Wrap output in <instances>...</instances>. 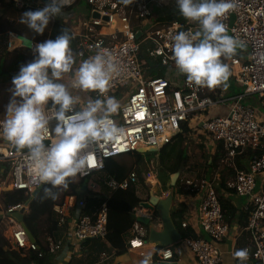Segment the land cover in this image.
<instances>
[{
	"label": "built area",
	"instance_id": "built-area-1",
	"mask_svg": "<svg viewBox=\"0 0 264 264\" xmlns=\"http://www.w3.org/2000/svg\"><path fill=\"white\" fill-rule=\"evenodd\" d=\"M11 1L18 9L44 7L42 0ZM77 1L71 0L64 8ZM84 1L90 13L75 15L73 10L63 9L59 16L77 41L75 69L80 62L101 49L111 51L118 59L121 71L112 80L106 95L115 98L120 104L113 119L124 129V134L106 147L90 145L87 151L93 154L95 163L89 167L87 174L76 178H88L95 172L104 171L108 159L132 154L139 146L159 149L171 143L180 132L181 124L188 121L191 129L198 127L209 142L220 145L224 162L233 168L234 174L227 182V187L237 196L247 199L246 224L242 231L248 233L249 246L242 248L248 252L244 261L264 264V0H234V10L221 19L227 33L243 42L242 47H245L247 56L244 60L237 56L229 58V73L245 89L244 94L231 96L221 95L220 85L214 88L194 86L187 82L184 74L170 77L165 73L162 77H151L144 70L139 58L143 42L147 43L145 51L149 58L157 60L161 66L177 69L171 51V38L180 30L195 33L197 28L189 20H173L165 25L143 29V22L151 15L149 0H134L130 7L116 0ZM93 12L98 13V17H93ZM35 43L21 34L8 31L4 46L8 51L19 47L33 52ZM73 79L74 75L69 85L71 93L82 92L90 100L92 97L97 98L96 92L72 88ZM249 95L257 96L258 107L262 110L256 112L255 106L245 101ZM216 107H219L220 112L210 115ZM46 111L51 112V107L46 108ZM5 118L0 110V120ZM0 138V164L6 161L8 165L5 181L7 189L31 194L38 187L32 182L26 152L13 151V145ZM248 148H260L262 151L251 156L247 167H236L234 158ZM146 178L150 184L155 181L149 172ZM137 180L136 172L131 170L121 179L107 174L105 184L110 190L127 189ZM182 185L190 192L203 191L193 226L205 232L209 239L182 236L179 242L185 244L198 264H221L223 253L219 243L227 235L230 226L223 217L217 191L212 182L206 179H186ZM90 187L94 188V184H90ZM23 203L0 207V227L3 223L8 226L10 235L6 238L13 248L36 250L38 246L29 240L22 223L13 216L23 207ZM84 206L85 200L76 196H66L62 203L54 205L58 226L65 227L62 237L49 239V251L54 255L82 241L106 237V204L102 202L89 214L83 211ZM138 215L150 218L151 208L140 205ZM180 226L186 228L190 224L181 221ZM146 237L145 227L135 222L132 236L128 239V248H143ZM173 245L155 248L149 264H180L175 260ZM147 254L140 252L142 258ZM109 255L101 252L99 259L92 264H101Z\"/></svg>",
	"mask_w": 264,
	"mask_h": 264
},
{
	"label": "clouds",
	"instance_id": "clouds-1",
	"mask_svg": "<svg viewBox=\"0 0 264 264\" xmlns=\"http://www.w3.org/2000/svg\"><path fill=\"white\" fill-rule=\"evenodd\" d=\"M132 0H122L127 5ZM71 0H47L38 10H27L20 23L36 34H43ZM180 14L197 22L195 33L180 30L172 36L171 51L176 68L188 83L197 87L227 86V66L222 57L234 55L242 41L227 33L221 19L235 8L234 0H176ZM72 36L62 31L55 39L35 43L34 58L22 64L12 77L11 98L6 118L0 120V137L28 157L32 182L44 187V198H56L53 189L69 187L71 178L85 175L95 163L90 145L106 147L124 134L113 119L119 102L107 92L121 67L114 54L101 49L79 63L71 87L96 92L97 98L76 110L80 98L61 80L73 70ZM100 97H103L101 99ZM51 106V112L46 111ZM55 121L53 124L52 122ZM149 252L140 264H149ZM235 257L246 260V249Z\"/></svg>",
	"mask_w": 264,
	"mask_h": 264
},
{
	"label": "trees",
	"instance_id": "trees-1",
	"mask_svg": "<svg viewBox=\"0 0 264 264\" xmlns=\"http://www.w3.org/2000/svg\"><path fill=\"white\" fill-rule=\"evenodd\" d=\"M81 0H78L80 2ZM119 3H122V0H116ZM141 1V0H138ZM43 6H45L47 0H42ZM75 3V4H77ZM134 3L132 0L131 3L127 4V7H130ZM74 4V5H75ZM73 6V5H72ZM72 6L67 8H63L64 10H72ZM62 9V10H63ZM27 10H38L35 6H28L24 7L23 9H18L11 0H0V77L4 80L12 81L13 72L19 71V68L22 64H26L30 62L34 58V54L31 50L25 48H14L12 51H8L5 46L4 42L7 37L8 31H13L18 34L25 36L28 39L38 43L43 42L47 39H55L62 31H68L71 35L70 29L67 24H65L60 16L53 18L49 26L45 29V32L41 34H36L32 32L30 29L27 28L26 25L21 24L20 18L21 15ZM72 36V35H71ZM76 45L77 41L72 37L70 42V47L73 52L74 56V64L73 70L68 73V76L71 77L74 75V69L77 65L76 59ZM142 50H145L144 45L141 46ZM142 52V51H141ZM142 53H140V60H143ZM233 56H237L241 58L242 56L239 53H235L234 55L228 57L231 58ZM146 57V56H144ZM147 64L150 66L149 76L151 77H162L164 76V66L158 64V61L152 58H148L147 56ZM159 65L158 68H154V66ZM48 107H51L50 105ZM1 110V109H0ZM192 129L188 126V121L183 122L181 124L180 132L174 137L171 143L161 147L159 150L155 152H147L150 159L157 158L152 166L158 168V173L161 176V180L165 184L168 180V177L176 172L181 164L184 165V168H192L191 164H189L191 154V148L197 147L203 149V151L207 150V147L202 144L198 143L195 144L194 140L189 136ZM219 150L213 156L206 155L205 152L203 153L206 156V160L204 161L202 167L204 170L201 173H198L197 177L203 178L208 177L210 181H212L213 175H211L210 167L212 164H209V158L214 161L218 156H220V145ZM260 148L251 149L248 148L244 150L241 154L237 155L234 158V163L237 165L238 168H244L245 161L249 160L253 154H260ZM135 153V152H134ZM122 154L118 155L114 158H110L106 161V168L104 171L95 172L92 176L88 178H71L69 182V187L67 189L58 188L55 189L56 198L54 201H51L49 205H42V204H32L34 207V211L32 212V207L29 205L28 211L26 212L27 215H36V233L32 234L35 239V244L38 246V249L31 250L25 248H13L9 242V240L4 235L5 227L1 225L0 227V264H54V254L49 251V239L57 240L61 236L62 229L58 226V219L53 210L54 205L62 203L63 199L66 196H76L82 197L85 200V206L83 211L85 213H91L94 211L102 202H104L107 206V228L108 233L105 238V243L100 249H104L101 251L108 250V246H113L116 248L117 254H122L125 252V245L123 241V237L126 232L132 227L135 218L129 214V211L134 207L141 203L140 197L137 195V185L132 184L127 189H115L111 190L107 197L101 198L99 189H105V174H109L114 176L117 179H121L126 176L131 170H134L137 174L139 182L144 184V180L142 177V168L147 167L144 164V158L140 154L133 155L132 154ZM121 156H125L122 158H118ZM129 160H132V163H129ZM128 162V164H126ZM156 162V164H155ZM2 168V172L0 171V179H3L5 173L7 171L8 165L6 161L0 164ZM194 166H197L196 164ZM193 166V168H194ZM133 168V169H132ZM156 170V169H155ZM146 172V171H145ZM233 171L231 168L227 167L224 168L218 177V183L215 185V189L217 191V196L219 203L222 208L223 217L225 221L230 226L237 218V207L233 204L231 199L223 195L219 192L220 189H226L227 192H230L226 185V176H231ZM93 177L96 179V182L91 181L95 184V187H89L88 182L90 178ZM137 180V182H138ZM90 182V183H91ZM86 184L87 189L86 191L82 190V185ZM99 186V188H98ZM44 186H42L43 188ZM89 194H87V192ZM178 193H185L182 191L181 188H178ZM60 195V197H59ZM26 195L22 190H13V191H2L0 193V201L4 207L8 205H13L19 202L25 201ZM182 205H177L173 208L172 216L182 218ZM238 220L241 223V226L244 227L246 224V212H241L238 216ZM42 222V225L37 226V222ZM26 225V224H25ZM27 227V225H26ZM183 237H191V238H199L190 227L183 228ZM95 239H88L86 241H91ZM245 246H249L248 243V233L243 230L240 235H238L236 240V246L234 249V257L235 252L238 249H242ZM99 251L98 254L101 252ZM176 255V254H175ZM87 259V258H85ZM84 263L80 261L78 264ZM236 264H250L245 262L244 260L241 261L235 257ZM253 264V263H252Z\"/></svg>",
	"mask_w": 264,
	"mask_h": 264
},
{
	"label": "crops",
	"instance_id": "crops-1",
	"mask_svg": "<svg viewBox=\"0 0 264 264\" xmlns=\"http://www.w3.org/2000/svg\"><path fill=\"white\" fill-rule=\"evenodd\" d=\"M149 6H150V10H151V15L147 20H145L143 22V29H146V28H144V24H148L147 28H150V27H153L155 25L160 26V25L168 24L169 22H171L173 20H179L181 22H185L187 20L186 18H184L180 14V10L176 4V0H149ZM190 23L197 28V31L199 30V24L197 22L190 21ZM141 53L143 55L142 56L143 60H141V62L144 66V70L149 74L150 66L147 64V59H146L147 53H146V51L141 52ZM236 53H239L242 56L240 58L241 60H244L247 57L245 47L239 48ZM144 56H146V57H144ZM157 66L158 65L154 66V68H156ZM227 68H228V66H227ZM164 74H165V72H164ZM230 81H233L236 85L241 86L234 81L233 76L230 74L229 79L226 81V84H227L226 89L223 87V85H220L219 92L221 93V95L231 96V95L235 94V93H233V94L230 93L231 95H224L223 94V90L225 92V91H229V88L231 89ZM75 95L80 98L79 103L76 106V109L85 107L87 105V102L89 101V99H87L85 97L84 93H82V92H76ZM91 100H94V98L92 97ZM245 101L247 103L255 105V102L258 103V98L254 97V95H249L245 98ZM218 112H220L219 107H216V108L211 110L210 115L218 113ZM188 134L192 138V140H194L195 142H199V143L204 144L207 147V150H208V153L210 154V156H213L216 153H218L216 151L219 150V146L217 144H212L211 142H209L207 136L205 134H203L198 127L192 129L190 131V133H188ZM133 155H136V154L133 153L132 156ZM132 158H134V156ZM214 162L215 163L213 164V160L210 157L209 158V164L210 165L212 164V166L210 167V171H211L210 173H211V175H213L211 182L215 186L218 183V180H219L218 177H219V174L221 173V171L227 167L231 168L233 171V168L231 166H228L226 164V162H224L222 154H220V156H218ZM203 163L197 162V163H194L192 165L194 166L196 164L197 166L202 167ZM248 163H249V160H246L244 163L245 167L248 166ZM153 164L154 163L152 161H151V163H149V165H151V167ZM235 166H237V165H235ZM147 169L145 170L146 172H145V175L143 176L144 184L142 182H141V184H143L144 186H148L151 195L149 197H147L146 199H143V198L141 199L139 194L136 192L137 195L142 200L141 202H150L151 200H153L154 197L157 200L165 199L169 194V190L168 191L167 190H160L159 193L153 192L151 190V188H153L154 186H156L158 184L157 175L155 173H153L152 171H149ZM190 169L191 168H189V167L184 168V165H183V169H182V171H181L179 177L177 178V181L173 187L170 186V183L167 184L168 180H169L168 182H170V177H168V180L164 184L167 188L171 187L173 190V201H172V204L170 206V215H171L172 221L174 222L176 227L178 224L177 229L182 234V236H183V228H181L180 223H181V221H185V222L190 224V229L196 235H198L199 238L201 237L204 239H209L208 235L205 232H203L202 230L193 226V220L195 219V216L197 214L198 206H199L201 198L203 196V191L190 192L189 190H186L184 188V186L182 185V182L186 179H194V178L206 179L208 181H210V180L208 177H203V178L197 177L198 173L197 172L193 173V172H191L193 170H190ZM202 169L204 170V167H202ZM148 172L154 176L155 181L151 184L149 183L148 179L146 178V173H148ZM156 172H157V170H156ZM233 174H234V172H233ZM233 174L231 176L225 175L227 178L226 182H228L232 179ZM5 176H6V173H5ZM92 183L93 182H91L90 184H92ZM137 183L139 184V180ZM226 185H227V183H226ZM6 187H7V185H6ZM94 187H95V184H94ZM7 188H6V190H3V191H8ZM178 188H181L182 191H185V193H178ZM219 192L223 195L228 196L231 199V201L233 202V204L237 207V214H236L237 219L230 225L227 235L219 243V247L223 253L221 264H236L235 263V257H234V249L236 246L237 237H238V235H240V233L242 232V229H243L242 228L243 226H241V223L238 220V216L241 212H246L245 206L247 204V199L244 197L237 196L232 191L227 192L226 189H220ZM244 199H245V201H244ZM180 204L182 205V207H181V209H182L181 221H180V218L172 216L173 208L177 205H180ZM140 205L141 204L134 206L129 211V214L135 218L133 225L135 224V222H138V224L140 226L145 227V229L147 230V236H148L149 226H154V228L156 230H159V229H161L162 221L160 219L159 211L153 207L151 208V217L150 218L140 217L138 215V209L140 208ZM23 206H24V203H23ZM0 207H4L1 203V201H0ZM28 207L29 206L25 207V211H24L25 213L28 211ZM246 216H247V212H246ZM144 220H147V221L144 222ZM133 225H132V227H133ZM132 227L128 230V232L125 233V235L123 237V241H124V245H125V252H123L122 254H117V252H116L117 249L114 248L113 246H108V250L101 251V250H104V249H100V247L103 246V244L105 243V241H104L106 238L105 237L104 239H99L100 240L99 243H92V240L91 241L85 240V241L80 242L79 245L78 244L73 245V247H71V248H66V247L63 248L59 252V254L54 255V258H53L54 264H78L80 261H83L84 263H87V264H92L99 259V255L101 254V252H107L110 254L108 259L104 260L101 264H140V261L143 259L140 255V252H146V253L151 252L152 253L155 250V248H157L158 246L157 245H150V244H147L145 242L143 248H141V249H135V250L129 249L128 248V239L132 236ZM61 229H62V232H61L60 237H62L63 231L65 230V227L61 228ZM95 240H98V239H95ZM177 243H180V245L184 246L185 250L183 248H178L177 250H175L176 262L180 263V264H198L196 262V260H194L191 253H189L190 251L185 246V244L183 242H177ZM177 243H175V244H177ZM113 249H114V253H112ZM99 251H101V252L98 254ZM85 258H87V259H85ZM84 263H82V264H84Z\"/></svg>",
	"mask_w": 264,
	"mask_h": 264
},
{
	"label": "rangeland",
	"instance_id": "rangeland-1",
	"mask_svg": "<svg viewBox=\"0 0 264 264\" xmlns=\"http://www.w3.org/2000/svg\"><path fill=\"white\" fill-rule=\"evenodd\" d=\"M72 10H73V13L75 15H78L79 13H83V12L84 13H90L91 12L90 8L87 6V4H86V2L84 0H81L77 4L73 5L72 6ZM147 27H148V24H144V28H147ZM143 44H144V46L147 45L146 42H143ZM239 48H244V47L241 46ZM142 52H145V51L142 50ZM222 62L226 66H229V58L228 57H226V58L222 57ZM158 67H159V65H158ZM158 67H156V68H158ZM163 70L170 77L172 75L176 76L177 74H180V75L182 74V73L179 72V70L173 68L172 66L165 67ZM17 73H18V71L13 72V75L15 76ZM66 76H68V75L65 74L64 77L62 78L61 82L65 83L66 85L69 86L70 82H71V77H66ZM175 80L177 81V79H175ZM177 84L179 85V83H177ZM11 87H12V84H11L10 80H8V79L4 80V79H2V77H0V109H1V114L3 116H6V113H5L6 105L9 103V100L11 98V91H10ZM223 87L226 89V87L224 85H223ZM230 87H231V89L229 88V91H225L224 92V90H223V94L224 95H231L233 93H235V94H238V93L244 94L245 93L244 87L236 85L233 81H230ZM72 94L75 95L74 93H72ZM254 97H257V96L254 95ZM254 106H255L256 112H259L260 110H262V108L258 107L259 104L257 102H255ZM47 108H49V107H47ZM115 116H116V114L114 115V117ZM0 140L2 141L1 138H0ZM198 143L199 142H195V144H198ZM191 149H192L191 150L192 151L191 152L192 157H190V160H189V164H191V165L194 164V163H197V162L203 163L206 160V156L203 155L204 152H205L206 155H209L208 154V150L203 151V149L197 148V147H194V148L192 147ZM135 154H140L144 158V164L147 166V167L141 169L142 177L145 175V170L147 168H148L147 170L152 171L153 173H155L157 175L158 184L156 186H154L153 188H151V190L153 192H158V193L160 192V190H167V191L169 190L170 191L172 188L171 187L167 188L164 185L163 181L161 180L160 174L158 172H156V170L158 171V168H155L156 169L155 170L154 166L151 167V165H149V163H151V161L153 162L157 158L155 157L154 159H150L151 161H148L149 160L148 158H150V157L147 154V152H144V153L135 152ZM122 157H125V156H121V157H118V158H122ZM129 163H132V160H129ZM126 164H128V162H126ZM155 164H156V162H155ZM191 167L192 168L190 170H193V171H191L193 173L194 172L201 173L203 171L201 166H194V168H193V166H191ZM105 173L106 172H104V177H106V175H107ZM5 181H6V176H4L3 179H0V192L3 191V190H6V188H7L6 185H5L6 184ZM91 181H94V182L98 183L96 181V179L91 177L90 181L88 182V185H90ZM168 181H167V184H169ZM44 187L39 189V191L36 194L31 193L28 196H26L25 197V201H23V202L24 203L26 202L27 206L31 205V207H32L33 203L42 204V205H49L51 201H54V199L44 198ZM98 188H99V186H98ZM53 191L55 192V189H53ZM99 191H100V197L101 198H105V197H107V194H109L111 190L105 185V189H103V190L99 189ZM136 191L139 194V196L141 197V199L142 198L146 199L147 197H149L151 195L148 186H144L143 184H141V182H139V184L137 185ZM89 192L90 191H88L87 194H89ZM59 197H60V195H59ZM244 201H245V199H244ZM33 211H34V207H32V212ZM36 220H37L36 215H34V214L27 215L25 212L23 213L22 221H24V223L27 225L28 230L32 234H35L36 231H37L36 230V224H35ZM40 225H42V222L41 221L37 222V226H40ZM2 226L5 227L4 235L6 237V236H8L10 234L9 228H8V226H6V223H3ZM152 227L154 228V226H151V228ZM177 227H178V224H177ZM99 242H100L99 239L98 240H92V243H99ZM146 243L150 244V245H156V243L154 241H150V240H146ZM172 247H173V250H177L178 248H183L185 250L184 246L180 245V243L174 244Z\"/></svg>",
	"mask_w": 264,
	"mask_h": 264
},
{
	"label": "water",
	"instance_id": "water-1",
	"mask_svg": "<svg viewBox=\"0 0 264 264\" xmlns=\"http://www.w3.org/2000/svg\"><path fill=\"white\" fill-rule=\"evenodd\" d=\"M92 16L98 17V13L93 12ZM138 35H139V33H138ZM12 150L18 151V149L14 145L12 146ZM157 150H158L157 147L139 146V147H137L136 152L137 153L155 152ZM19 151H21V150H19ZM182 169H183V164H181L180 168L176 172L172 173L169 176L170 177L169 183H170L171 187H173L175 185L177 178L179 177ZM0 171L2 172L1 165H0ZM41 188H42V186L38 187L32 193L36 194L39 191V189H41ZM86 189H87V185L86 184L82 185V190L86 191ZM172 201H173V190L171 189L169 191L168 196L163 200H157L154 197L153 200H151L150 202H141L140 203L141 205L148 206L150 208L153 207L159 211L160 219L162 221L161 229L156 230L155 228H153V227L151 228V226H149L148 236H147V240L154 241L158 247L173 245L182 239V234L179 232V230L175 226L174 222L172 221L171 215H170V206L172 204ZM26 206H27V204L25 202L24 206L21 209H19L18 211L13 213V216L17 220L21 221L23 227L25 228V230L27 232L29 240L31 242H35V239L32 236L31 232L26 227L24 221H22L23 213L25 211ZM146 221L147 220H144V222H146ZM13 246H15V245L13 244Z\"/></svg>",
	"mask_w": 264,
	"mask_h": 264
}]
</instances>
